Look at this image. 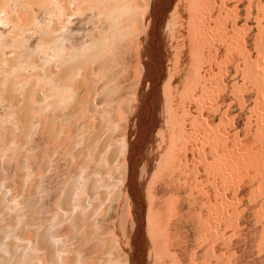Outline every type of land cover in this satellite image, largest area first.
Listing matches in <instances>:
<instances>
[{"label": "bare ground", "instance_id": "1", "mask_svg": "<svg viewBox=\"0 0 264 264\" xmlns=\"http://www.w3.org/2000/svg\"><path fill=\"white\" fill-rule=\"evenodd\" d=\"M154 14L149 0H0V264H213V204L195 192L182 135L195 73L181 87L178 52L149 68L138 53L128 78L134 39L153 48ZM121 79L135 91L119 94ZM183 220L201 227L200 261L196 247L185 257Z\"/></svg>", "mask_w": 264, "mask_h": 264}, {"label": "rangeland", "instance_id": "2", "mask_svg": "<svg viewBox=\"0 0 264 264\" xmlns=\"http://www.w3.org/2000/svg\"><path fill=\"white\" fill-rule=\"evenodd\" d=\"M187 1L149 0L151 6L153 4L155 7L154 15L157 16L160 28L158 25H154L158 30L153 36L154 42L153 48L149 49L150 54L146 50L149 46L145 32L140 33L139 37L134 39V44L138 42L136 44L137 52H135V46H131L128 51L132 57L129 60V66H127L131 72L128 78L133 77L132 70L138 61V53L139 59L144 55L145 64H150V66L147 65V68L151 65L157 67V64L162 63V58H165L164 63L169 67L173 66V63L179 65L182 70L179 85L181 87L183 84L184 87L189 83L191 85V80L187 75L192 77L194 76L192 74L195 73L193 80L197 79L199 82L196 80V84L193 82L192 86L195 90L190 87L195 91L194 95L192 94L194 102L190 103L192 100H188L190 102L187 104L188 101L186 102L185 98L187 95L181 96L184 109L188 108L189 111L184 114H188V117L191 116L192 121L191 126V121L187 120L189 118L184 115L186 121L183 120L182 132L186 133L183 132L182 135L184 140L188 139L187 141L190 142L186 143V150L189 148L190 152L196 150L193 152L197 173L195 175L197 181L195 192L200 199L207 197L211 205L213 204L211 231L214 238L212 240L214 258L211 262L213 264H264V0ZM191 3H195L196 11L193 4L190 6ZM197 11L199 12L196 13ZM189 22L192 25H189ZM194 30H196L195 35L193 34ZM191 36L195 37L192 39ZM191 49L195 50V53H192ZM198 51L199 53H197ZM175 52H178L179 55L178 57L175 54L179 59L178 62H173L174 59H172ZM192 54L195 55L194 58L191 57ZM151 56L152 58H150ZM154 56L156 58L158 56L159 61ZM168 56L170 57L167 63L165 60ZM140 60L143 61L142 58ZM196 63L198 64L196 65ZM193 64L197 67L194 65L195 68H193ZM191 65L194 70H191ZM162 68L163 66H161ZM189 73H192V76ZM200 77L202 78L200 79ZM185 78L186 82H184ZM120 81L119 84H122L123 87L121 91L119 89V94L124 96L127 92L135 91L132 84H126L124 79ZM137 87L135 89L139 91L140 86ZM188 90L185 91L190 92ZM158 95L156 92L155 102H158V106L155 109L158 108L160 113L157 111L155 114L161 116L164 108L162 99ZM189 95L188 93L187 99L191 96ZM189 109H192V114ZM196 117L197 121L192 120ZM116 118V114L113 112L112 119L116 120ZM155 124L147 130V138L155 133L152 139L156 140L160 128L159 121L157 120ZM188 125L193 131H188ZM104 131L106 133V130H103L100 137L104 136ZM191 132L192 135H190ZM113 136L116 137V134ZM191 136L195 137L190 139ZM191 145H194V149ZM42 146L44 145L41 143L40 147ZM42 148L46 149L44 153L47 152V146ZM189 151H186L187 159ZM16 168L15 163L11 164L10 172L15 171ZM107 172L109 171H102V175ZM209 173L211 176L208 175ZM187 174L188 168H184L181 179L185 181L183 186L185 194L189 188ZM167 193L174 192L169 189ZM167 193L166 195H168ZM45 209L53 210L50 202L45 203ZM218 215L219 217H217ZM183 216L185 218V215ZM192 222L183 220L178 226L177 234L178 232L180 233L178 235L184 234L187 243L185 257H189L193 252L191 250L196 247L198 248L197 258L200 261L204 258L205 246H201V227ZM182 229L184 232H181ZM223 239L225 241H222ZM198 245L201 246V250ZM85 252L89 253L90 251L85 250ZM223 252L224 254H222Z\"/></svg>", "mask_w": 264, "mask_h": 264}]
</instances>
